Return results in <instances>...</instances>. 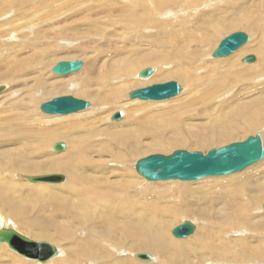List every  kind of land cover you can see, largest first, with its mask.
Returning <instances> with one entry per match:
<instances>
[{
    "label": "rangeland",
    "instance_id": "374dc122",
    "mask_svg": "<svg viewBox=\"0 0 264 264\" xmlns=\"http://www.w3.org/2000/svg\"><path fill=\"white\" fill-rule=\"evenodd\" d=\"M139 1L141 5L138 3ZM143 1L144 0H0V83L8 82L13 86V91H19L17 97L12 96L8 91L0 96V135L2 139L0 143L3 145L0 146V226L1 222L6 223L8 224L6 226H10V228L12 227L23 235L26 234L29 236L30 233L28 232L30 229L25 230V228L31 227L33 222H41L44 224L46 231L49 232L50 235H53L52 239L44 240L55 245L58 251L62 250L63 256L64 253L68 251L78 252L76 250H79V245L80 250L90 252L95 256L94 259L83 261L75 253L77 260L64 261L62 264H106L104 257L109 254L111 257L108 264H121L122 262L123 264H151L134 258L133 254L138 253L136 251L139 247L132 246L133 241H129L126 238L122 229L125 224V230L130 232V218L137 219L139 217L137 212L139 205L135 204L129 198V195H131L135 189V193L144 194V204L154 202L156 198L163 204L160 210L164 212V214L156 216L152 220L154 225L160 226L157 232H161L160 230L164 232L165 236L163 241H171L173 245L178 241H183L174 238L171 231L185 220H188L192 221L198 227L194 233L199 232L200 239L205 240L206 238H211L212 235L214 240H218L219 242V238H221L220 234L218 233L219 235L217 234V237L216 233L211 234L210 232L212 230L213 232H224V228L219 225L224 222L228 224L226 232H242L244 234L240 236H234L229 233L224 235L226 245H223L220 252L216 253L217 255L220 254L222 257L220 259H215L210 256L203 264H264V210L262 209V204L264 203V180L255 183L256 186L260 187L255 193L251 190H246L245 187L240 186V184L226 190H224V188L217 190L218 186H220V182L217 178L193 182L201 185L190 186L195 190L193 197H191L190 194L183 192L184 190L187 191L184 184L185 182L177 180L166 181L170 183L158 184L159 186H154L153 190L150 191L149 189L153 187L151 185L157 182H148L145 178L140 176L135 169L138 160L153 154L171 155L177 150L199 151L206 154L212 149L221 148L234 142H242L257 133H261L264 147V114L249 120L248 118L242 120L240 116H236L237 121L235 127L239 129H235L227 138H225L224 135L210 143H198L196 137L198 133L195 132L197 130L193 129V132H190L189 135L191 136L196 133L195 141L190 138L186 139L184 135L178 132L181 122L175 123L173 119L169 117H164L162 119L165 112L173 117L175 111L180 108V106L183 108V106L187 105L185 103L189 97L185 100L184 95L186 92H189L188 88L182 81L176 79L158 80L148 85L132 88L128 91L131 92L154 84L176 81L182 87V93L184 94L182 95L181 93L173 99L166 101L130 100L128 96L129 93L124 91L125 97L120 98L118 93L115 96L117 102L110 101L107 102L108 104H105L106 106L114 107V114L118 111L125 112L129 110L131 120L134 116L130 110L132 107H139L141 103L149 105L146 109L141 108L140 111L136 110L137 113H139L137 116H139L140 119L138 118V120L141 124L132 128V130L131 128H127L128 123L119 126H108V123H114L108 120L109 114L113 112H105L104 110L98 122L88 128L82 127L77 130L70 129V126L64 123L49 122L57 118L65 119L77 113L63 116H51L40 111L41 104L60 96H72L90 102V107L84 111L90 110L91 107L94 106V101H91L84 95H74L64 88L54 92H48L46 95L35 91V84L29 80L36 69L41 70L45 65L54 63L55 61L59 63L62 61L71 62L76 60H81L83 65L95 63L97 68H101L102 64L100 62L105 61V59L110 61L132 58V56L136 54H165L168 52H165L158 44L165 40V38H170L172 34L170 30L162 34L159 28L168 27L172 30L173 28L177 29L178 26L174 23V17L181 18L184 14H189L185 16H187V18L189 17V22L196 28L195 34L198 36L199 31L196 25L199 22L198 20L205 15V13L220 11L225 9L226 6H232L233 4L238 6L244 4L246 8L253 11L259 3V0H250L248 2H246L247 0H175L174 3L168 5L167 9H165L146 7ZM212 7L214 8L211 10ZM168 10L177 13L168 14L165 12ZM241 15L243 14L241 13ZM162 23H167L168 25L162 26ZM250 23L255 24V22ZM226 31H224L225 33L223 36L217 40L216 46H213V51L217 49L224 38L237 31L245 32L249 36L250 40L248 43L254 41L255 35L252 33L250 27L229 30L228 33H226ZM262 43L264 45L263 36ZM212 54L208 61L228 59L232 56L216 59L212 58ZM249 55H254L256 57L255 63H257V55L252 53ZM246 56L240 58L239 63L241 65H248L241 62ZM200 61L203 63V60ZM17 62L24 63L27 72H29L28 75L22 77L19 82L13 79L11 72L12 67ZM151 65L155 66L156 69L158 68L157 63H150V66ZM103 71L104 70L100 69L98 76V84L102 97L110 96L113 91L119 90V87L126 83V81H136L139 79L137 77L138 71L126 77L118 75L111 78H106ZM220 72H224V70L220 68ZM205 73H207L206 69L193 74L195 82L200 84H197L198 87L195 91L203 88L201 84L203 83L202 81L205 80L202 79ZM87 75L88 71L81 74L79 77H71V81L73 80L76 85H82L81 82L86 80ZM51 77H54V75L51 74ZM215 78L216 76L212 79ZM28 81L29 83L25 84ZM263 82L264 79L257 78L242 83H239L236 79L234 82L231 81L228 83L231 86L225 87L226 90L223 88V92L219 93V95H221L214 99L212 103L208 104V107L197 109L199 114H204L203 119H205L204 123L206 124L203 126L206 128L208 126V128H211L213 125L220 127L224 123L223 117L231 111L229 108H223L226 107V104L227 107H229L230 103L233 102L232 99H236L237 106H243L241 102L245 101V103H247L246 101L250 99L255 100V106L260 105V102L263 103ZM228 87L231 88L228 89ZM251 89H253V91H251ZM237 97L239 98L237 99ZM209 98L210 97H208V99ZM240 98L243 100L241 101ZM118 106L119 108H117ZM154 113L158 114L151 115ZM150 115L155 116L156 122L152 119L146 120ZM85 117L91 118L88 114H86ZM92 117H94V115H92ZM159 119L162 120L159 122ZM207 123L209 125H207ZM18 124H23L25 128L21 130L15 129ZM203 126L198 131H206ZM168 128L175 139L183 141V145H173L170 141H165L166 133L164 131ZM122 131H126V134L115 135L116 132ZM24 132L29 134L40 133L41 136L45 135L43 139H47V142L43 143L41 138L32 135H21ZM53 133H58L65 137H70L73 133H75L74 136H80V149L89 150L81 156H86L94 151L92 156L95 160L104 162L106 158L111 155L118 158L117 165L113 166V170L117 171L116 173L111 175L96 174L100 180L111 177L112 179L109 180L111 182L113 181L116 191L112 193L114 196V204L110 211L104 207H100V205L98 206V202L94 204V207L96 206L95 212L99 213H95L92 217V223L89 221L85 222L83 219L77 220L72 216V218H63L55 211L52 205L53 199L51 197L44 198L42 193L40 194L37 192L22 193L20 187H16L18 184L23 186L25 181H19L18 178L15 177V174L20 171L13 172L12 169L24 171L22 167L26 165L27 161H38L41 159L49 160L53 159L54 155L61 156V159L64 160L63 162L67 160V154H63V151L58 152L62 153L60 155L53 151L52 144L56 142V140L50 141V136ZM109 134H113L111 135L112 137ZM217 134H212L210 136H216ZM107 136L111 139L108 140ZM60 142L66 144L65 142H67V140L65 139ZM88 142H91V145L87 147ZM133 145L135 147H132ZM108 147L110 151H107ZM130 147L134 148L132 156L127 160H122V158L127 155V149ZM12 160L18 161L20 167H15L14 164H10V167L7 166ZM122 162H124V165H120ZM103 164L105 165V163ZM253 166H255V164ZM83 168L84 166L81 165L78 171L81 172ZM261 169L260 172H263L264 161L261 164ZM132 172L143 179H141L142 184L138 187H135L138 179L129 177L125 174H132ZM253 173L259 172L250 169L246 172V176L242 180H245L248 175ZM20 174L30 177L49 175V173H39V175ZM57 175L65 176V181L68 183L69 176L67 174L57 173ZM208 182L210 185H207ZM25 183L30 184L28 180H26ZM47 184L48 183H46V185ZM126 184H130L132 189H128L127 187L124 188L125 193L120 196V201L125 202L126 205L118 206L116 203L118 199L117 187ZM187 184L190 185L191 183L189 182ZM14 187L17 188L16 191ZM105 187L106 186L101 185L100 190H104ZM64 191L68 192V189L64 188ZM148 195L153 196L150 197ZM246 197L254 198L256 204L252 206L248 213L239 214L238 208L239 206L241 208L242 202L246 200ZM121 210L123 211L122 213ZM200 210H202V212H199ZM149 213L151 214V212ZM197 213H202V215L200 214L201 216H199ZM220 214H223L225 219H221ZM54 215L57 217L53 218ZM157 215L160 214L158 213ZM148 218L149 215H146V222ZM97 222L101 223L102 226L98 227L95 224ZM215 225H219V229H211L212 226ZM1 228L4 227L1 226L0 229ZM32 230L33 229L30 231ZM33 231L39 232L37 229ZM208 231L211 235L210 237H205ZM60 232H65L67 237L60 235ZM89 236L99 240L100 238L107 240H100L99 242L96 239V241H94V239ZM242 238H246L245 240L249 238L252 246L259 247L262 251V258L260 260H253L246 263L240 261L241 250L237 243H239ZM83 240L95 244L96 247L87 246ZM151 240L153 239L151 238ZM194 242H196L195 239L192 243ZM215 244L219 246L217 242H215ZM187 245L188 247L192 246L190 243ZM0 246H4V248H0V264H44L36 262V260H27L23 256L10 250L6 244ZM112 248L121 251V254L117 253ZM171 252L172 253L168 255L167 264H199L197 258L194 256H191L190 260H187L183 258L182 255H178V252ZM246 254L248 255V252L243 253V255ZM13 255L16 256L14 257ZM155 256L161 258L158 253Z\"/></svg>",
    "mask_w": 264,
    "mask_h": 264
},
{
    "label": "bare ground",
    "instance_id": "6f19581e",
    "mask_svg": "<svg viewBox=\"0 0 264 264\" xmlns=\"http://www.w3.org/2000/svg\"><path fill=\"white\" fill-rule=\"evenodd\" d=\"M248 1L250 0H247L246 2ZM174 2L175 0H144L143 4L146 7L167 9V6ZM138 3L140 4V1ZM213 8L214 7H212L211 10ZM165 12L168 14L177 13L172 10H168ZM241 13L243 15H241ZM185 15H189V14L187 13L184 14L181 17L183 19L174 17L175 19L174 23L178 26L177 29L173 28L172 30V29H169L168 27H167L168 29L159 28V31L162 34L165 33V31L167 30H170L172 34L170 38H165V40H163L161 43L158 44L159 47H161L165 52H168V53H165V54L155 53V54H144V55L136 54L135 56H132V58H123L119 60H110V61L105 59V61L100 62L102 64L101 68H97L95 63L93 64L88 63L86 65H83L84 67H82L79 71L70 73L67 75H56L53 73L54 66L58 64L56 61L54 63L45 65L41 70L36 69L31 79L29 80L30 82L32 81V83L35 84L34 86L35 91H38L39 93L43 95H46L48 94V92H54L56 90H60L64 88V89L69 90L74 95H79V96L84 95V96H87L91 101L92 100L94 101V106L91 107V109L88 111H84L86 110L84 109V110L77 112V114L71 113L75 115H72L68 118L52 119L49 122L59 123V124L64 123L70 126V129H75V130L82 128V127L88 128L89 126H92L93 124H95L96 122L100 120V118L102 117L103 110L105 112H113L114 107L112 105H111L112 107L106 106L105 104H108L107 102H110V101L111 102L116 101L115 96L118 93H119L120 98L125 97V94L123 93L124 91L128 92L132 88H135V87L138 88V86L148 85L158 80H169V79H176V80L182 81L185 84V86H187L188 91H189V92H186V94L184 95L185 100L188 97L189 98L185 103L187 105L183 106V108L182 106H180V108H178L175 111L173 117L171 115L166 114L165 112V115H163L162 119L164 117H169L173 119V122L175 123L181 122V126L178 128V132L184 135L186 139L190 138L195 141L196 133H198V135H196L198 143H201V142L210 143L217 138L223 137L224 135H225L224 137L227 138L232 134V132L235 129H239L238 127H235L236 126L235 124L237 121L236 116H240V119L242 118V120L245 118H248L249 120V119H252L253 117H256L258 115L260 117L262 114H264V102L263 103L260 102V105L255 106V100L250 99L249 101H246L247 103H245V101L241 102L243 103V106H240V105L237 106L238 104H236V99L235 100L232 99L233 102L230 103L229 107H227V104H226V107L223 108V109L229 108V110H231L227 115L223 117L224 123L220 127H218L217 125H213V127L211 126V128H208L209 126L206 128L204 127L205 126L204 124H206L204 123L205 119H203L204 114L203 113L199 114L197 111L198 108L208 107V104L212 103L214 99H216L217 97L221 95V94L219 95V93L223 92V88L227 86H231L230 84H228L231 81L234 82L237 79L239 83H242L245 81L248 82L250 80H255L257 78L264 79V45L262 43V36L264 37V0H259L258 5L253 9V11L246 8L244 4H240V6L233 4L232 6H226L225 9H222L220 11H216L213 13H205V15H203L198 20L199 22L196 25L199 31L198 36H196L195 34L196 28L193 26V24H191V22H189L190 21L189 17L187 18V16ZM250 22H255V24H252ZM167 25H168L167 23H162V26H167ZM246 27H250L252 30V33H254L255 35L254 41H250L249 43L247 42L242 48L238 49L235 53H233L232 56L230 55L231 57L228 59L208 61L211 58L212 52H214L213 46H216L217 40L223 36V34L225 33L224 31L227 30L226 33H228L229 30L243 29ZM251 53L257 55V58H258L257 63H255L256 60L253 62H245L243 61L244 60L243 58L241 62L243 64L246 63L248 65H241L239 63L240 58L243 56L249 55ZM249 56H254V55H249ZM212 58L214 57L212 56ZM200 60H203V63ZM150 63H157L158 68L156 69L155 66H152V65L150 66ZM139 68L140 70L138 71ZM147 68L153 69V74L151 75L152 77L150 76L148 78H142L140 75ZM220 68L221 70H224V72H220ZM100 69L104 70L103 74L106 78H111V77L118 76V75L122 77H126L138 71L137 77L139 79L136 81H126V83H124L122 86L119 87V90H116L115 92L113 91L110 96L102 97L100 87L98 84V76L100 73ZM205 69L207 70V73H205V75H203V78H202V79H205L202 81L203 83L201 84L203 88L195 91L198 85L200 84L195 82L193 78V74H196L198 71L205 70ZM87 71H88L87 78L86 80H83L81 82L82 85H76L73 80L71 81V77L72 78L79 77L81 74H84ZM11 72H12L13 79H15L18 82L21 80L22 77L28 75L29 73L27 72L26 66L22 62H17L12 67ZM51 74H53L54 77H51ZM214 76H216V78L212 79ZM29 81L25 84H28ZM2 87L4 88V91L0 93V96L6 93L7 91L10 92L12 96L17 97L19 95V91H13V86H11L10 83L8 82L0 83V88ZM229 88L231 87H228V89ZM251 91H253V89H251ZM183 94L184 93H182V95ZM208 97L210 98L208 99ZM238 98L239 97H237V99ZM242 100L243 99H241V101ZM145 104L146 103H141L139 107L138 106L132 107L130 109L132 113L134 114L132 120L130 119V111L126 110L125 112L123 111L124 118L121 122L116 121L117 123H115L113 121L114 123L110 122L112 125L108 123V126L110 127L119 126L121 124L128 123L127 128H131L132 130V128L141 124V122H139L138 120L139 116H137L139 113H137L136 110L140 111L141 108L146 109V107H148L149 105H145ZM117 108H119V106ZM114 112L109 114L108 116L109 121H112V116L114 115ZM158 113H154L151 115H156ZM71 114H68V115H71ZM86 114L91 116V118L85 117ZM47 115H50V114H47ZM92 115H94V117H92ZM151 115L148 118H146V120L152 119L153 121L156 122L155 116H151ZM51 116H55V115H51ZM60 116H63V115H60ZM162 119H159V122ZM208 123L207 125H209ZM202 126L204 127V130L206 131H198ZM23 128H25L23 124H18L15 129L21 130ZM193 129H196L197 131H195L196 133L194 135L190 136L189 134L190 132H193L192 131ZM188 130H191V131H188ZM164 132L166 133V138H165L166 142L170 141V143L173 145H179V146L183 145V141L180 139H175L174 136L172 135V132L169 130V128L165 130ZM74 134L75 133H73L72 136L70 137H65V136H62L61 134L53 133L50 136V141L56 140V142L52 144L53 151L59 155L62 153L67 154V160L65 162H63L64 160L61 159V156L54 155L53 159H49V160L41 159L38 161H34V160L27 161L26 165L22 167L24 171L20 169H12V170L13 172L20 171L19 173L15 174V177L18 178L19 181H25V182L26 180L29 181L30 176H23L20 173L36 174V175L37 174L39 175V173H49V175L52 173L53 174L55 173L56 174L57 173L67 174L69 176L68 183L64 181L63 182L64 184L58 183L56 185V183H48L46 185V183L45 184H35V183L30 182V184L29 183L26 184L24 182L23 186H20V184H18L16 187L18 188L20 187V190L22 193L37 192L40 194L42 193L44 195V198L51 197L53 199L52 205L54 206L55 211L57 212L59 216L63 218L75 217L77 220L83 219L85 220V222L89 221L90 223H92V217L95 215V213H99V212H95L96 206L94 207V204L98 202L99 203L98 206L100 205V207H104L110 211V209L113 207V204H114V196L112 195V193L116 191L113 181L111 182L109 180V179H112L111 177H107V179L105 180H100L96 174L100 173L103 175H111V174L116 173L117 171L113 170L114 168L113 166L117 165L118 158L111 155V156H108V158H106L104 162H102L101 160H95L93 159V156H92L94 151L92 153L87 154L86 156H81L82 154H84L85 152H88L89 150L86 151L84 149H80V145H81L80 136L78 135L74 136ZM124 134H126V131L116 132L115 135H124ZM212 134H217V135L210 136ZM21 135H25V136L32 135L37 138H41V141L43 143L47 142V139H43L45 135L41 136L40 133L29 134L27 132H24ZM109 135L111 136L113 134H109ZM107 137H108V140L111 139L109 136ZM65 139L67 140V142H65L66 150L63 152L61 151L62 153H58L57 151L54 150V147L55 145L61 143L60 141L65 140ZM1 140L2 139L0 135V141ZM90 145H91V142H88L87 147ZM0 146H3V145L0 143ZM132 147H135V146L133 145ZM132 147L127 149L128 153L124 158H122V160L123 159L127 160L132 156V153L134 152V148ZM107 151H110L109 147L107 148ZM0 159H1V154H0ZM80 159H81V163H80ZM263 161H261L258 164L256 163L255 166L252 165L253 167L250 166L248 167V169L246 168L247 170L245 169L241 172L235 173L234 175L231 174V175H226L223 177H220V176L207 177L202 180L192 181L190 182L191 183L190 185L187 184L189 182L180 181V180H177V181L185 182L184 184H185V188L187 189V191L184 190L183 192L190 194L191 197H193L195 190L194 188H191L190 186L191 185L192 186L201 185V184H195L193 182H200V181L211 179V178H217V180L220 182V186H218L217 190L223 189V188L224 190H226L230 187H235L236 185L240 184V186H244L246 190H251L253 193H255L260 189V187L256 186L255 183L261 182L264 180V171L260 172L262 170L261 164ZM103 163H105L106 166ZM10 164H14L15 167H20V165L18 164V161H15V160H12L11 162H9L7 166L10 167ZM81 165H83L84 168L81 170V172H79L78 170L80 169ZM120 165H124V162H122ZM250 169L255 170L256 172H259V173L250 174L245 178V180H242L246 176V172L249 171ZM125 174L129 177L138 179V182L136 183L135 187H138L142 184V181H141L142 178L139 176H136L137 174H134L133 172L132 174H127V173ZM23 179H26V180H23ZM165 183H170V182L158 181L157 183L152 184L151 186L153 187L149 190L152 191L154 186H159L158 184H165ZM49 184H52V185H49ZM0 185H1V182H0ZM101 185L106 186L104 190H100ZM207 185H210V183L208 182ZM16 187H14L15 191L17 190ZM125 187H127L128 189H132L130 184L117 187L118 188V191H117L118 199L116 203L118 206L126 205L125 202L120 201V196L125 193L124 191ZM64 188H67L68 192H65ZM148 196L152 197L153 195H148ZM129 198L135 204L139 205V208L137 211L139 214V217L137 219L130 218V221H131V224L129 225L130 232L125 230V224H124L122 228L123 233L125 234L126 238L129 241L130 240L133 241L132 246L139 247V249L136 251L138 253L133 254L134 258L137 259L138 254H143V253L151 255L152 260L147 263L167 264L168 255L172 253L171 251L178 252V255H182L183 258H186L187 260H190L191 256H194L197 258L199 264L205 263V261L208 260L210 256H212L215 259H220L222 256L220 254L217 255L216 253L220 252V249L223 248V245H226L224 235L228 233L234 236L235 235L240 236L244 234L242 232H226L228 224L222 222L219 225H221L224 228L223 230L224 232H213V230L210 232L211 234L216 233L217 237L220 234L221 238H219V242L218 240H214L212 235L209 234L210 230L205 234V237H210L211 235V238H206L205 240L204 239L202 240L199 238V234H200L199 232L194 233L198 229V227L194 224L195 230L187 238H183V239L176 238L172 234V231H173L172 230L171 234L174 238L178 240H183V241H178L173 245L171 241H168V242L166 240L163 241V238L165 236L164 232L162 230H160L161 232H157L160 226L154 225L152 222L153 218L164 214V212L160 210L163 207V204L158 201V198H156L154 202L144 204V199H145L144 194L135 193V189L132 192V194L129 195ZM255 204L256 203H255L254 198L246 197V200L242 202L241 208L239 206L238 213L239 214L248 213L251 210L252 206H254ZM263 205L264 203L262 204V209L264 210ZM128 208H125V209H128ZM147 211L151 212L152 215ZM122 212L123 211L121 210V213ZM199 212H202V210H200ZM158 213L160 215H157ZM197 214L199 216L202 215V213H197ZM146 215H149L147 222H146ZM56 217L57 216L55 215L53 216V218H56ZM220 218L225 219V216L223 214H220ZM185 221H188V220H185ZM95 224L98 227L102 226V224L98 222ZM6 225L8 224L1 222L2 227H4L5 229H10V226H6ZM219 225L212 226L211 229H214V230L219 229L218 228ZM26 229H30V230L37 229L39 231V232H34L33 230L32 231L29 230V232L27 231L28 233H30L29 236L31 237V239L36 240V241H45L44 239L50 240L53 237V235H50V233L46 231L44 224H42L41 222H38V223L33 222L31 227L25 228V230ZM60 235L67 237V234L65 232H60ZM90 238L94 239V241H96L97 239L94 237H90ZM151 238L153 240H151ZM194 239L196 242L192 243ZM245 239L242 238L240 242L237 243L240 246V250H241L240 251L241 252L240 261L246 263V262H250L253 260H260L262 258L261 256L262 251L259 249L258 246L257 247L252 246L250 244L249 238L247 240ZM97 240L100 242V240H107V239L100 238V240L99 239ZM83 241L89 247L91 246L96 247L95 244L88 243L85 240ZM215 242H217L219 246H216ZM188 243H190V245L192 246L188 247L187 245ZM0 245H3V244H0ZM1 247L4 248V246H0V248ZM112 249L116 251L117 253L121 254V251H117L114 248ZM76 251L78 252L68 251L67 253H64V256H63L62 250H59L58 255L54 259L47 261V262H42V263L62 264L64 261H75L77 260V256H75V253L83 261H87V260H91L95 258V256L92 253L80 250V245H79V250H76ZM244 252H248V255L247 254L243 255ZM157 253L160 255L161 258H159V256L158 258L155 256ZM110 257H111L110 254L104 257V261L106 262V264H108ZM140 261H143V260H140ZM199 261H202V262H199ZM143 262H146V261H143ZM121 264H123V262Z\"/></svg>",
    "mask_w": 264,
    "mask_h": 264
},
{
    "label": "water",
    "instance_id": "95a60500",
    "mask_svg": "<svg viewBox=\"0 0 264 264\" xmlns=\"http://www.w3.org/2000/svg\"><path fill=\"white\" fill-rule=\"evenodd\" d=\"M249 41V36L242 31L232 33L223 39L219 47L213 52L214 58H225ZM255 56L244 58L245 62L255 61ZM83 67L81 60L72 62L62 61L53 68L56 75H67L79 71ZM153 74V69H145L141 73L142 78H148ZM4 88H0V93ZM183 89L176 81L154 84L137 89L129 93L130 100L141 101H166L173 99L182 93ZM90 102L77 99L72 96H60L45 102L40 109L45 114L68 115L87 109ZM124 112L118 111L112 116V121H122ZM66 145H55L57 152L64 151ZM264 159V147L261 133L248 137L242 142H234L221 148L212 149L206 154L199 151L177 150L171 155L153 154L138 160L136 172L148 182L158 181H185L192 182L213 176H226L245 170L246 168ZM65 176L50 174L29 177L31 183H63ZM264 207V205H263ZM195 230L194 223L185 221L172 231V234L183 239L190 236ZM0 244L8 247L28 260L47 262L58 255V248L48 241L33 240L16 230L2 228L0 230ZM137 259L150 262L149 254H138Z\"/></svg>",
    "mask_w": 264,
    "mask_h": 264
}]
</instances>
